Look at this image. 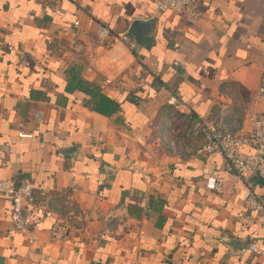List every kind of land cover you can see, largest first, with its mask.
<instances>
[{"label": "crops", "instance_id": "1", "mask_svg": "<svg viewBox=\"0 0 264 264\" xmlns=\"http://www.w3.org/2000/svg\"><path fill=\"white\" fill-rule=\"evenodd\" d=\"M199 2L192 20L151 0H0V180L30 185L33 217L28 233L15 229L0 196V264H264L248 249L264 246V220L243 207V182L216 155L182 157L161 139L164 88L216 127L219 110H238L239 135L264 116V0ZM72 76L116 110L68 92ZM247 177L263 196L264 181ZM116 204L123 227L108 217ZM68 213L81 222L51 242Z\"/></svg>", "mask_w": 264, "mask_h": 264}, {"label": "built area", "instance_id": "2", "mask_svg": "<svg viewBox=\"0 0 264 264\" xmlns=\"http://www.w3.org/2000/svg\"><path fill=\"white\" fill-rule=\"evenodd\" d=\"M156 12H178L187 18L197 20L201 16L199 0H151ZM77 25V22H74ZM98 43H105L112 37L105 26H99L96 31ZM126 49L132 50L135 40L127 32L114 36ZM166 94V116L162 126V141L167 148L179 156L216 155L224 165L225 170L234 173L244 184L241 198L243 207L264 220V195L259 196L253 190L251 180L247 177L253 173L264 181V116L250 114L248 118L249 130L244 135L237 134L241 128L239 111L234 108L219 110L223 124L214 126L200 116L191 115L183 111V101L176 93L164 88ZM258 94L264 95V83L258 88ZM248 147L249 152L242 148ZM207 190L218 191L219 182L213 176L205 179ZM31 188L26 182L14 183L12 180H0V196L12 202L9 219L12 226L24 233H28L33 222L32 214L26 205L31 199ZM67 205V204H66ZM108 217L123 227L128 218L127 207L116 204ZM81 215L68 213L64 219L54 221L49 229L51 242L62 241L65 233L81 222ZM249 251L264 256V246L251 244Z\"/></svg>", "mask_w": 264, "mask_h": 264}, {"label": "trees", "instance_id": "3", "mask_svg": "<svg viewBox=\"0 0 264 264\" xmlns=\"http://www.w3.org/2000/svg\"><path fill=\"white\" fill-rule=\"evenodd\" d=\"M68 85V92L72 91L73 89H77L78 91L87 95L89 101L92 104V108L96 112L105 113L106 115H108L117 108V104L114 100L102 94L100 90H93L92 86L88 82L76 76H72V78H70V80L68 81Z\"/></svg>", "mask_w": 264, "mask_h": 264}, {"label": "water", "instance_id": "4", "mask_svg": "<svg viewBox=\"0 0 264 264\" xmlns=\"http://www.w3.org/2000/svg\"><path fill=\"white\" fill-rule=\"evenodd\" d=\"M150 22H142V21H134L132 24H131V28L132 29H139L140 27H143V26H146V25H149Z\"/></svg>", "mask_w": 264, "mask_h": 264}]
</instances>
